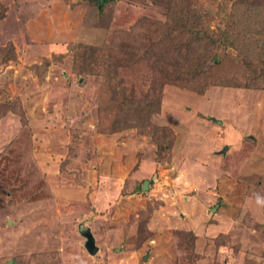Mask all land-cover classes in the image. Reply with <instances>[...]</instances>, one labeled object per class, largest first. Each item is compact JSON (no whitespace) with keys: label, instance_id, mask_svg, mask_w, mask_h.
Returning a JSON list of instances; mask_svg holds the SVG:
<instances>
[{"label":"rangeland","instance_id":"1","mask_svg":"<svg viewBox=\"0 0 264 264\" xmlns=\"http://www.w3.org/2000/svg\"><path fill=\"white\" fill-rule=\"evenodd\" d=\"M171 1L222 31L237 0H0V264H264V90L151 47Z\"/></svg>","mask_w":264,"mask_h":264},{"label":"trees","instance_id":"2","mask_svg":"<svg viewBox=\"0 0 264 264\" xmlns=\"http://www.w3.org/2000/svg\"><path fill=\"white\" fill-rule=\"evenodd\" d=\"M173 2L162 3L164 6L161 9L165 10L167 21L162 25L163 29L160 30L162 35H156L153 38L150 43L151 47L157 46V44L162 47L165 43L170 42L171 37H174L180 40L177 46L188 52L183 57L185 59L190 56L192 58L198 51L196 49L198 46L210 48L207 49L209 52L215 47H218L224 53L235 50L237 55L235 61H233V74L228 65L227 69L222 70L221 75L213 76L214 83L211 84L264 90V0H237L233 2L228 16L224 14L225 26L222 31L219 29L210 31L208 21L196 11L188 12V20L183 21L187 15L182 7L183 5L177 6ZM125 47L128 48L127 45ZM198 56H200L199 53L195 56V59ZM198 59L200 60L201 57ZM164 80V83H169L167 77ZM115 102L117 101L115 100ZM121 102L123 104L118 109L120 113L115 114L122 121L114 118L111 123L121 124L120 130L132 127V123H144L142 119L136 121L143 112L148 116L155 112V106H152L154 100L145 99L140 102L122 98ZM133 104L134 107H132ZM130 111L135 113L134 120L131 119Z\"/></svg>","mask_w":264,"mask_h":264},{"label":"water","instance_id":"3","mask_svg":"<svg viewBox=\"0 0 264 264\" xmlns=\"http://www.w3.org/2000/svg\"><path fill=\"white\" fill-rule=\"evenodd\" d=\"M98 1V6H102L103 4L107 3L108 1H113V0H97ZM224 150H227V147H224ZM225 152V151H224ZM147 183L146 181L143 183L142 190H146ZM86 248L88 249L90 254H94L97 252L98 248L94 245L93 239L91 235L87 236V243L85 244ZM145 259V257H143Z\"/></svg>","mask_w":264,"mask_h":264},{"label":"clouds","instance_id":"4","mask_svg":"<svg viewBox=\"0 0 264 264\" xmlns=\"http://www.w3.org/2000/svg\"><path fill=\"white\" fill-rule=\"evenodd\" d=\"M257 203L258 204H264V199L257 197Z\"/></svg>","mask_w":264,"mask_h":264}]
</instances>
